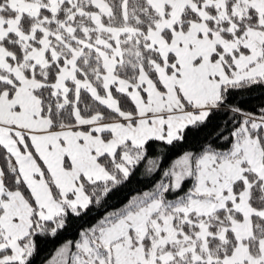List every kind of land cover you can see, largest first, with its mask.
I'll return each instance as SVG.
<instances>
[{
    "label": "snow or ice",
    "instance_id": "6c2138e0",
    "mask_svg": "<svg viewBox=\"0 0 264 264\" xmlns=\"http://www.w3.org/2000/svg\"><path fill=\"white\" fill-rule=\"evenodd\" d=\"M256 92L264 0H0V264H264Z\"/></svg>",
    "mask_w": 264,
    "mask_h": 264
},
{
    "label": "trees",
    "instance_id": "16d2710c",
    "mask_svg": "<svg viewBox=\"0 0 264 264\" xmlns=\"http://www.w3.org/2000/svg\"><path fill=\"white\" fill-rule=\"evenodd\" d=\"M245 99L248 101L244 107L247 109H254L257 105H259L260 103L264 102V95H262L261 93H253L251 96L245 97ZM88 222H91V219H89ZM74 233L72 232V230L70 229L68 233H66V236H71ZM52 245L51 244H44L42 245L41 248V257L45 254V252L51 248ZM40 262V257H37L36 260V264H39Z\"/></svg>",
    "mask_w": 264,
    "mask_h": 264
}]
</instances>
